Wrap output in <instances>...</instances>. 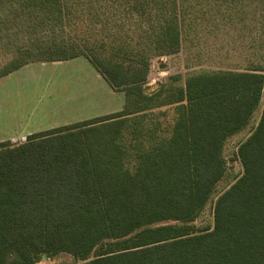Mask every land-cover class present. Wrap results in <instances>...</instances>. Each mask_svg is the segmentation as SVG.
<instances>
[{"label": "trees", "instance_id": "obj_1", "mask_svg": "<svg viewBox=\"0 0 264 264\" xmlns=\"http://www.w3.org/2000/svg\"><path fill=\"white\" fill-rule=\"evenodd\" d=\"M0 3L29 40L55 38L19 47L2 76L82 56L125 94L120 112L0 143V264L62 253L76 264H264V108L238 149L242 175L216 200L213 229L193 224L225 176L227 140L261 104L264 69L194 71L185 86L173 76L152 93L143 87L155 58L229 27L233 50L263 56L264 0Z\"/></svg>", "mask_w": 264, "mask_h": 264}, {"label": "rangeland", "instance_id": "obj_2", "mask_svg": "<svg viewBox=\"0 0 264 264\" xmlns=\"http://www.w3.org/2000/svg\"><path fill=\"white\" fill-rule=\"evenodd\" d=\"M2 15L5 17L0 19V143H24L30 135L123 110L125 94L113 90L93 64L82 56L67 61L34 62L2 76L4 68L16 58L19 47L51 45L55 40L54 37H40L39 33L32 35L29 40L27 27L16 28L21 17H17L10 5L0 3ZM228 30L229 33L220 32L217 39L212 37L208 42L202 39L200 47L192 45L188 50V45L175 56L155 58L151 62L147 82L143 85L145 91L152 93L159 85L167 84L173 76L180 77L178 86H185L188 75L194 71L245 68L251 64L264 69V55L261 56L260 52L255 55L256 51L241 50L240 47L233 50L231 37H238V34L230 27ZM263 108L264 92L249 126L227 140L223 150L225 176L193 223L199 231L213 229L217 198L242 175L243 166L238 157V149L258 125ZM173 119L174 109L170 108L168 121L172 123ZM37 264H76V260L72 255L62 253Z\"/></svg>", "mask_w": 264, "mask_h": 264}]
</instances>
